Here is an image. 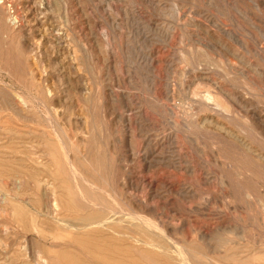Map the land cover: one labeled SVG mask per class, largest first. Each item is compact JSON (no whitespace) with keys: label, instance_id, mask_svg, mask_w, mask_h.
I'll list each match as a JSON object with an SVG mask.
<instances>
[{"label":"rangeland","instance_id":"374dc122","mask_svg":"<svg viewBox=\"0 0 264 264\" xmlns=\"http://www.w3.org/2000/svg\"><path fill=\"white\" fill-rule=\"evenodd\" d=\"M0 11L1 264L76 251L57 222L96 210L76 185L130 237L99 228L128 245L117 257L165 263L161 229L197 258L264 264V0H0ZM126 212L152 229H124Z\"/></svg>","mask_w":264,"mask_h":264},{"label":"bare ground","instance_id":"6f19581e","mask_svg":"<svg viewBox=\"0 0 264 264\" xmlns=\"http://www.w3.org/2000/svg\"><path fill=\"white\" fill-rule=\"evenodd\" d=\"M9 4V3H8ZM7 4V5H8ZM12 5V4H11ZM0 13H2L1 11H0ZM1 23V22H0ZM4 25V24H3ZM38 42V41H37ZM209 95V94H208ZM206 99V101H207V98H205ZM212 99V98H211ZM214 99V98H213ZM208 100H210V99H208ZM215 100V99H214ZM203 101V100H202ZM206 101H204V102H206ZM201 103V102H200ZM202 104H204V103H202ZM221 104V103H220ZM205 105V104H204ZM211 107V106H210ZM221 107V106H220ZM209 108V107H208ZM221 108H223V107H221ZM212 109V108H211ZM224 109V108H223ZM47 111V110H46ZM257 121V120H256ZM60 143V142H59ZM222 145V144H221ZM60 147V146H59ZM58 147V148H59ZM65 148V147H64ZM57 154H59V153H57ZM62 154V153H61ZM69 153H67V155H68ZM74 154V153H73ZM65 156H67L66 154H64ZM60 156V155H59ZM63 156V155H62ZM69 156H70V154H69ZM69 156H68V158H69ZM99 156V155H98ZM58 157V156H57ZM62 158V157H61ZM67 158V157H66ZM66 158H64L63 159V161L66 159ZM51 160H53V158H50ZM57 159H55L54 161H56ZM59 160V159H58ZM67 161H69V159H67L66 160V163L65 164H67ZM72 161V160H71ZM69 163V162H68ZM55 164H56V162H55ZM54 164V165H55ZM62 164H63V162H62ZM65 164L63 165V167L65 166ZM53 165V164H52ZM81 165V164H80ZM67 167L69 166V173L70 174H68V176L70 175L71 176V178H72V180L73 181H75V177H74V173H76V170L74 169V167L71 165V164H67L66 165ZM234 166V165H233ZM56 167H58V166H56ZM54 168V167H53ZM68 169V168H67ZM51 170V169H50ZM53 171H55V169H53ZM53 171L51 172L50 171V174H52L53 173ZM78 172V171H77ZM67 173H68V171H67ZM66 173V174H67ZM53 174H55V173H53ZM87 175V174H86ZM47 176V175H46ZM70 176L68 177V178H70ZM76 176V175H75ZM78 176H80V175H78ZM78 176H76V177H78ZM83 175H81V177H82ZM51 177V176H50ZM55 177H56V175H55ZM48 178V177H47ZM86 178V177H85ZM37 179V178H36ZM42 179V178H41ZM53 179V178H52ZM82 180H85L83 177L81 178ZM93 179V178H92ZM38 180V179H37ZM40 180V179H39ZM10 181V180H9ZM80 181V180H79ZM86 181V180H85ZM22 181H20V183H21ZM41 182V181H40ZM48 182V181H47ZM82 182H84V181H82ZM9 183H11V182H9ZM8 183V184H9ZM17 183V182H16ZM23 183V182H22ZM79 183H81V182H79ZM73 184V183H72ZM96 184V183H95ZM17 185V184H16ZM33 185V184H32ZM81 185V184H80ZM97 185V184H96ZM31 186V185H30ZM59 186V185H58ZM87 186L88 187H92V188H95L91 183H89L88 181H87ZM32 187H34V186H32ZM81 187V186H80ZM78 185H76V188H77V190L76 191H74V193L76 192V196L80 199H78V198H76V200L78 199L79 201H83V200H85L89 205H93V206H95V208H96V210H95V212H93V213H90V214H88V215H84V216H81V217H79V218H77V223H71V222H69V221H67V220H65V219H59V222H57L58 224H59V226L61 227V229H63V230H67V231H71V232H73L74 234H72V240L71 241H73L76 245H74V244H72V245H74V246H77V247H73V248H75V250L76 251H72V252H68V250H63V251H58V252H56L55 253V256H54V260L56 261V260H60L61 261V263L62 264H137L134 260H130V261H128V259H126V258H120V257H117V256H115V254H120L122 251H124V250H127L128 249V245H118V246H115L113 243H111V242H109L108 240H107V237H101V238H99V228L100 229H102V228H104L105 226L109 229V230H112V231H114L117 235H113L112 237L116 240V241H118V242H123L124 240H126L127 238H130L129 236H127V235H125V234H123V233H127V232H122V233H120V231H119V227H117V226H114L113 224H111L112 222H111V220H109L108 218H103V220L105 221L104 223H102V222H99V207H98V204H99V202L97 201V200H92V199H89V198H87V197H85V194H84V191H82V188H80ZM17 188V187H16ZM48 188V187H47ZM62 189H63V187H61ZM10 190V189H9ZM14 190V189H13ZM48 190H50V189H48ZM65 191V190H64ZM9 192V191H8ZM49 192V191H48ZM94 194H96V193H94ZM10 196H11V194H10ZM58 196V195H57ZM67 196H68V194H67ZM75 196V195H74ZM63 197V196H62ZM50 198H51V196H50ZM25 199V198H24ZM23 199V200H24ZM73 199H75V198H73ZM14 200V199H13ZM37 200V199H36ZM65 200H67L66 198H65ZM19 201V200H18ZM25 201V200H24ZM49 201V200H48ZM55 201V200H54ZM53 201V202H54ZM58 201V200H57ZM60 201H61V199H60ZM63 201V200H62ZM68 201H70V200H68ZM67 201V202H68ZM84 201V202H85ZM15 202V201H14ZM26 202V201H25ZM30 202V201H29ZM18 203V202H17ZM33 202H30V204H32ZM39 203V202H38ZM47 203V202H46ZM51 203V202H50ZM61 203V202H60ZM64 203H66V201L64 202ZM71 203V202H70ZM79 203V202H78ZM83 203V202H82ZM21 204V203H20ZM29 204V203H28ZM1 205V204H0ZM6 205V204H5ZM67 205V204H66ZM73 205V204H72ZM76 205V204H75ZM79 205V204H78ZM36 206V205H35ZM63 206H65V204H63ZM68 206V205H67ZM2 207V206H1ZM51 208H52V210H53V212H55L56 211V208H55V204H52V206H50ZM72 207V206H71ZM3 208V207H2ZM25 208V207H24ZM75 208H76V206H75ZM79 208V207H78ZM23 209V208H22ZM40 209V208H39ZM62 209V208H61ZM140 209V208H139ZM9 210V209H8ZM25 210V209H24ZM133 210V209H132ZM143 210V209H142ZM33 211V210H32ZM63 211H65V209L63 210ZM70 211V210H69ZM71 211H72V209H71ZM74 211V210H73ZM141 211V210H140ZM4 212V211H3ZM25 212H26V210H25ZM75 212V211H74ZM51 213V212H50ZM64 213V212H63ZM66 213V212H65ZM0 214H2L1 213V211H0ZM35 214V213H34ZM53 214H55V213H53ZM57 214V213H56ZM147 214V213H146ZM3 215V214H2ZM11 215V214H10ZM16 215H17V217H19L21 214H20V211H16ZM59 215H61V214H59ZM64 215V214H63ZM71 215H73V214H71ZM108 215V214H107ZM143 215V214H142ZM148 215V214H147ZM1 216V215H0ZM27 216V215H26ZM35 216V215H34ZM34 216H33V218H34ZM38 216V215H37ZM50 216H52V215H50ZM65 216H66V214H65ZM65 216H62V217H65ZM125 216H126V223L127 224H124V225H122L121 227H123L124 229H132V230H130V231H132V232H137V231H135V229L133 230V228L131 227V226H134V227H136L138 230H140V231H143V232H145V234H146V231H147V229L148 228H150V225H151V220L150 221H148L147 219H145L143 216H141L140 214H137V213H130V212H126L125 213ZM145 216V215H144ZM47 217V216H46ZM49 217V216H48ZM57 217V216H56ZM67 217V216H66ZM74 217V216H73ZM78 217V216H77ZM106 217V216H105ZM145 217H147V216H145ZM28 218V217H27ZM52 218V217H51ZM75 218V217H74ZM36 219V218H35ZM53 219V218H52ZM20 220V219H19ZM18 220V221H19ZM34 220V219H33ZM56 220V219H55ZM113 220V219H112ZM157 220V219H156ZM1 221V220H0ZM22 221V220H21ZM39 221V220H38ZM44 221V220H43ZM57 221H58V219H57ZM24 222V221H23ZM55 222V221H54ZM73 222V221H72ZM123 222V221H122ZM121 222V223H122ZM154 222V221H153ZM20 223V222H19ZM18 223V224H19ZM32 223V222H31ZM37 223V222H36ZM36 223H34V224H36ZM39 223H42V222H39ZM52 223V222H51ZM50 223V224H51ZM22 224V223H21ZM24 224V223H23ZM55 224V223H54ZM158 224H160V223H158ZM5 225V224H4ZM44 225V224H43ZM155 225H157V223L156 224H153L152 226H155ZM6 226V225H5ZM21 226V225H20ZM32 226V225H31ZM34 226V225H33ZM48 226V225H47ZM162 226V225H161ZM160 226V227H161ZM3 227V226H2ZM105 227V228H106ZM156 227V226H155ZM23 228V227H22ZM159 228V227H158ZM157 228V229H158ZM3 230L5 229V227L4 228H2ZM40 229V228H39ZM43 229V228H42ZM52 229V228H51ZM50 229V230H51ZM54 229H55V227H54ZM150 229H152V228H150ZM1 230V229H0ZM35 230H37V229H35ZM57 230H58V228H57ZM63 230H62V232H63ZM2 231V230H1ZM39 231V230H38ZM44 231V230H43ZM60 231V230H59ZM153 231V230H152ZM47 232V231H46ZM55 232V231H54ZM4 233V232H3ZM45 233V232H44ZM60 233V232H59ZM194 233H196V232H194ZM103 234V233H102ZM159 234H160V237H161V239H163L162 241H161V243H163V246L162 247H164V248H162V250H161V252H162V255L165 257V263H163V264H229V263H227V262H224V260L222 261L221 260V262L220 261H215V260H212V259H210L209 257H205L206 256V254H205V258L203 259V258H197L195 255L193 256L192 254H196L197 252H198V248H196V247H190L189 249H185V248H183L182 246H180L179 244H177V242L176 241H174V239H172V238H170L169 236H168V233L167 232H165V231H161V229H160V231H159ZM44 235V234H43ZM53 235H54V233H53ZM56 236H58L57 234H55ZM64 235V234H63ZM130 235H132V234H130ZM156 235V237H157V234H155ZM204 235V234H203ZM205 235H206V233H205ZM235 235V234H234ZM39 236V235H38ZM65 236V235H64ZM206 237V236H205ZM226 237H227V235H226ZM233 237V236H232ZM1 238V237H0ZM52 238V237H51ZM109 238V237H108ZM237 238V237H236ZM242 238V237H241ZM46 239V238H45ZM50 239V238H49ZM65 238H63V240H64ZM233 239V238H232ZM238 239V238H237ZM53 240V239H52ZM135 241H138L137 239H134ZM185 240V239H184ZM239 240V239H238ZM49 241V240H48ZM61 241V240H60ZM68 241V240H67ZM66 241V242H67ZM203 241V240H202ZM18 242V241H17ZM53 242V241H52ZM56 241H54L53 243L54 244H58V243H55ZM59 242V241H58ZM64 241H62V242H60V243H63ZM186 242V241H185ZM188 242V241H187ZM200 242V241H199ZM208 242V241H207ZM45 243V242H44ZM50 243H51V240H50ZM53 243H51V245H49V246H52V244ZM59 243V244H60ZM65 243V242H64ZM69 243H70V240H69ZM189 243V242H188ZM196 243V242H195ZM219 243V242H218ZM226 243V242H225ZM231 243H236V241L235 242H231ZM1 244V243H0ZM53 244V245H54ZM71 244V243H70ZM128 244V243H127ZM145 244V243H144ZM203 244H204V242H203ZM229 244V243H228ZM227 244V245H228ZM237 244V243H236ZM235 244V245H236ZM240 244V243H239ZM44 245H47V243L46 244H44ZM133 245V244H132ZM148 245H151L150 243L148 244ZM192 245V244H191ZM223 245H225V244H223ZM232 245V244H231ZM48 246V247H49ZM66 246V245H65ZM198 246L200 247V245L198 244ZM197 246V247H198ZM249 246V245H248ZM52 247H54V246H52ZM56 247V246H55ZM60 247H61V245H60ZM67 247H68V245H67ZM69 247H72V246H69ZM140 247V246H139ZM232 247H234V246H232ZM244 247V246H243ZM252 247V246H251ZM1 248V247H0ZM41 248V247H40ZM39 247H38V250L40 249ZM151 248H153L152 246H151ZM202 248V247H201ZM207 248V247H206ZM226 248H229V247H226ZM253 248V247H252ZM37 249V248H36ZM141 249V248H140ZM209 249V248H208ZM230 249V248H229ZM41 250V249H40ZM51 250V249H50ZM60 250V249H59ZM135 250V249H134ZM205 249H203V251H204ZM207 250V249H206ZM225 250V249H224ZM231 250V249H230ZM245 250V249H244ZM48 251V250H47ZM142 251H147V250H142ZM220 251H221V249H220ZM223 251V250H222ZM221 251V252H222ZM236 251V250H235ZM242 251V250H241ZM18 252H20V251H18ZM38 252V251H37ZM40 252V251H39ZM148 252V251H147ZM155 252V251H154ZM207 252V251H206ZM209 252V251H208ZM207 252V253H208ZM260 252V251H259ZM83 254V257H80L79 256V254ZM150 254H151V256L152 255H156V254H154V253H152V252H149ZM226 253V252H225ZM231 253V252H230ZM234 253V252H233ZM243 253V252H242ZM34 254H35V252H34ZM44 255H45V252L43 253ZM148 254V253H147ZM203 254V253H202ZM209 254V253H208ZM221 254V253H220ZM239 254H240V252H239ZM38 255V254H37ZM250 255V254H249ZM34 255H32V257H33ZM158 256H160V255H158ZM203 256V255H202ZM226 256V255H225ZM224 256V257H225ZM232 256H233V254H232ZM236 256V255H235ZM251 256V255H250ZM250 256H248V257H250ZM43 257V256H42ZM144 257V256H143ZM155 257V256H154ZM153 257V259H151L150 260V262L149 263H151V264H160V263H157L156 261H154L155 260V258ZM163 257V258H164ZM212 257V256H211ZM222 257V256H221ZM46 258V257H45ZM214 258V257H213ZM227 258V257H226ZM252 258V257H251ZM145 259V258H144ZM147 259H148V257H147ZM156 259H158V258H156ZM225 259V258H224ZM229 259H231V258H229ZM243 259V258H242ZM139 260V259H138ZM37 261V260H36ZM39 261V260H38ZM42 261V260H41ZM41 261H39V263H41ZM244 261V260H243ZM252 261V260H251ZM43 262V261H42ZM239 262V261H238ZM2 263H3V261H2ZM15 263V262H14ZM31 263V262H30ZM29 263V264H30ZM36 263V262H35ZM38 263V262H37ZM60 263V264H61ZM240 263H243V262H241L240 261ZM253 263V262H252ZM258 263V262H257ZM256 263V264H257ZM261 263V262H260ZM1 264V263H0Z\"/></svg>","mask_w":264,"mask_h":264}]
</instances>
